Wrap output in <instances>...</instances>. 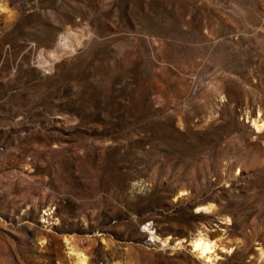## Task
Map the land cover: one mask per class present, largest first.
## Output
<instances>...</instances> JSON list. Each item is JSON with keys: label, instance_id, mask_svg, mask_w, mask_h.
Listing matches in <instances>:
<instances>
[{"label": "rangeland", "instance_id": "374dc122", "mask_svg": "<svg viewBox=\"0 0 264 264\" xmlns=\"http://www.w3.org/2000/svg\"><path fill=\"white\" fill-rule=\"evenodd\" d=\"M0 6V264H264V0Z\"/></svg>", "mask_w": 264, "mask_h": 264}, {"label": "bare ground", "instance_id": "6f19581e", "mask_svg": "<svg viewBox=\"0 0 264 264\" xmlns=\"http://www.w3.org/2000/svg\"><path fill=\"white\" fill-rule=\"evenodd\" d=\"M3 7L0 6V10ZM249 123L252 124L253 129L256 133H264V115L262 111H259L254 117H249ZM214 205L202 206L201 211L205 213H214ZM230 220H227L229 222ZM184 241V240H183ZM164 244H169L171 241L169 238L163 241ZM184 242H179L178 244H183ZM67 250L69 257L74 261L75 264H87L89 257L74 240L66 239ZM190 248L192 253H195L197 257L203 260L206 264H214L219 259L220 256L217 253L219 249L218 244L213 241L207 233H200L194 237L190 242ZM262 258L264 259V250L261 253Z\"/></svg>", "mask_w": 264, "mask_h": 264}]
</instances>
